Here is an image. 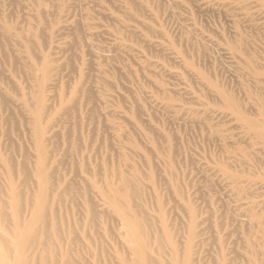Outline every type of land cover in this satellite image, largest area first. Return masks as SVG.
Wrapping results in <instances>:
<instances>
[{
  "label": "rangeland",
  "instance_id": "374dc122",
  "mask_svg": "<svg viewBox=\"0 0 264 264\" xmlns=\"http://www.w3.org/2000/svg\"><path fill=\"white\" fill-rule=\"evenodd\" d=\"M0 264H264V0H0Z\"/></svg>",
  "mask_w": 264,
  "mask_h": 264
}]
</instances>
